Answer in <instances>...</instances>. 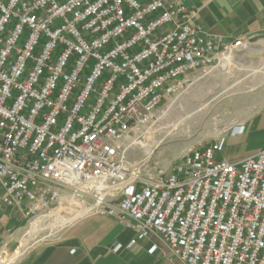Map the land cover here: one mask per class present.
I'll return each instance as SVG.
<instances>
[{"label":"built area","instance_id":"built-area-1","mask_svg":"<svg viewBox=\"0 0 264 264\" xmlns=\"http://www.w3.org/2000/svg\"><path fill=\"white\" fill-rule=\"evenodd\" d=\"M194 17L187 0H0V216L83 203L131 221L127 247L158 235L177 264H264V147L230 161L222 136L127 162V136L252 45Z\"/></svg>","mask_w":264,"mask_h":264},{"label":"rangeland","instance_id":"rangeland-1","mask_svg":"<svg viewBox=\"0 0 264 264\" xmlns=\"http://www.w3.org/2000/svg\"><path fill=\"white\" fill-rule=\"evenodd\" d=\"M253 45L260 51L255 48L253 52L234 54L235 61L229 67L222 70L218 66L210 71L178 96V105L173 101L165 103L151 124L130 135L125 142L128 165L179 161L186 150L227 136L235 125L245 122L264 107V41H252ZM147 140L151 145L148 155L141 148ZM225 151L229 160L241 156ZM2 220L0 259L8 261L13 253L18 254L10 264L32 245L55 239L65 224L54 213L31 220L32 223L17 215Z\"/></svg>","mask_w":264,"mask_h":264},{"label":"crops","instance_id":"crops-1","mask_svg":"<svg viewBox=\"0 0 264 264\" xmlns=\"http://www.w3.org/2000/svg\"><path fill=\"white\" fill-rule=\"evenodd\" d=\"M187 3L195 11V22L218 44L238 38L264 41V0H187ZM231 130L224 136L225 145L219 156L227 158L225 150L240 153L239 158L230 160L238 161L263 148L264 107ZM3 218L8 219L3 214L1 222ZM129 223L121 224L116 217L104 213L82 215L61 226L57 236L50 234L56 236L52 241L29 247L13 264H177L156 234L136 239L127 247L136 236L133 223ZM114 243L121 244L116 251L112 250ZM153 245L156 249L151 252ZM17 256L13 253L8 261L0 259V264H10Z\"/></svg>","mask_w":264,"mask_h":264},{"label":"bare ground","instance_id":"bare-ground-1","mask_svg":"<svg viewBox=\"0 0 264 264\" xmlns=\"http://www.w3.org/2000/svg\"><path fill=\"white\" fill-rule=\"evenodd\" d=\"M258 46H256V45H251L250 47H248V49H247V51H251V52H253L254 51V49L255 48H257ZM243 54V53H242ZM241 54V55H242ZM233 55V56H232ZM235 55H234V53H229V54H227V55H223L222 57H221V60H220V62H219V68L221 67V66H223V67H221V69L222 70H225L226 69V67H229L230 65H231V63H233V61H235V57H234ZM220 70V69H219ZM212 71V70H211ZM221 72H223V71H221ZM199 80V79H198ZM180 97V96H179ZM179 97H177L175 100H172L173 102L172 103H174L175 105L177 104H179L180 103V98ZM174 104L172 105V106H174ZM147 134H149V132H147ZM150 136V135H149ZM128 139V136L125 138V140H124V143L126 142V140ZM132 139H130V141H131ZM134 142V141H133ZM132 142V143H133ZM150 141L149 140H147V141H145V142H143L142 144H141V148H142V150L144 151V153L145 154H150V152H151V145H150V143H149ZM139 144V143H138ZM68 199V198H67ZM80 205H81V209L80 210H77V211H70V210H68V211H70V212H66V210H65V208L64 207H56L55 209L53 208V209H51L49 212H51V213H54V214H56L58 217H59V220L60 221H63L64 220V223L65 224H68V223H70V222H72V221H74L75 219H77L78 217H80V216H82V215H85V214H87V212L90 210V208L89 207H86L83 203H80ZM48 214V213H47ZM70 218H72V219H70ZM61 219H63V220H61Z\"/></svg>","mask_w":264,"mask_h":264}]
</instances>
